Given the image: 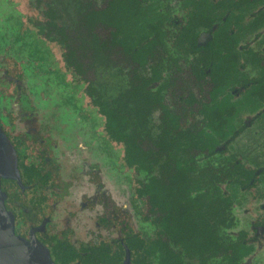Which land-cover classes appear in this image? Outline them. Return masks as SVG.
<instances>
[{"label":"flooded vegetation","instance_id":"obj_1","mask_svg":"<svg viewBox=\"0 0 264 264\" xmlns=\"http://www.w3.org/2000/svg\"><path fill=\"white\" fill-rule=\"evenodd\" d=\"M0 130V264H264V0H0Z\"/></svg>","mask_w":264,"mask_h":264},{"label":"water","instance_id":"obj_2","mask_svg":"<svg viewBox=\"0 0 264 264\" xmlns=\"http://www.w3.org/2000/svg\"><path fill=\"white\" fill-rule=\"evenodd\" d=\"M0 146L3 147V150L6 153V156H8V164L11 162V165H12V161H11V159H12V146L9 143V141L7 139H5V136L3 135L1 130H0Z\"/></svg>","mask_w":264,"mask_h":264},{"label":"rangeland","instance_id":"obj_3","mask_svg":"<svg viewBox=\"0 0 264 264\" xmlns=\"http://www.w3.org/2000/svg\"><path fill=\"white\" fill-rule=\"evenodd\" d=\"M65 127L67 128V129H66V132H69V133H70V132L72 131L70 125L66 124ZM66 135H67V134H66ZM72 135H73V133L69 134L70 137H72Z\"/></svg>","mask_w":264,"mask_h":264}]
</instances>
